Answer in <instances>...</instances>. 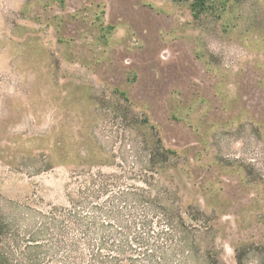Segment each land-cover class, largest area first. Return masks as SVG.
Masks as SVG:
<instances>
[{
    "label": "rangeland",
    "instance_id": "obj_1",
    "mask_svg": "<svg viewBox=\"0 0 264 264\" xmlns=\"http://www.w3.org/2000/svg\"><path fill=\"white\" fill-rule=\"evenodd\" d=\"M213 1L0 0L2 221L116 175L200 212L199 252L264 264V0Z\"/></svg>",
    "mask_w": 264,
    "mask_h": 264
},
{
    "label": "trees",
    "instance_id": "obj_2",
    "mask_svg": "<svg viewBox=\"0 0 264 264\" xmlns=\"http://www.w3.org/2000/svg\"><path fill=\"white\" fill-rule=\"evenodd\" d=\"M191 1L195 18L216 10L213 0ZM170 154L162 147L151 151L153 173ZM97 177L103 192H69L67 207L46 212L25 207L23 224L1 217L0 264H223L217 254L201 253L196 240L190 241L199 228L189 225L186 216L198 220L200 212L181 209L169 192H107L119 177ZM235 253L243 264L240 251Z\"/></svg>",
    "mask_w": 264,
    "mask_h": 264
}]
</instances>
